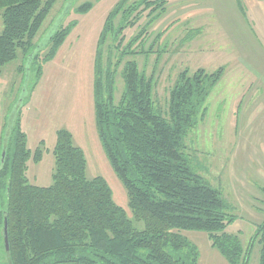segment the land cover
<instances>
[{
	"label": "trees",
	"instance_id": "16d2710c",
	"mask_svg": "<svg viewBox=\"0 0 264 264\" xmlns=\"http://www.w3.org/2000/svg\"><path fill=\"white\" fill-rule=\"evenodd\" d=\"M127 1L121 0L107 17L99 45L109 33L133 27L145 11L151 16L162 11L169 0H138L123 9ZM57 2L0 0L4 25L0 72L19 50L30 63L38 58L35 38ZM91 7L88 2L79 10L87 12ZM121 11L124 24L116 30L114 18ZM69 32V27L60 26L52 30L50 39L58 46ZM139 37L129 41L130 53H135ZM99 62L94 86L97 130L128 191L133 218L115 201L105 177H88L85 152L68 129L57 132L53 182L31 183L29 160L38 162L42 151L32 152L27 133L16 120L5 158H0V238L6 254L7 217V264H198L199 249L183 230L207 232L212 246L230 264H249L258 243L259 264H264V221L245 247L238 234L227 231L237 216L229 213L222 192L193 170L184 151L185 138L205 116L207 99L225 68L210 73L200 68L192 75L183 71L171 90L165 115L155 105L153 78L140 71L136 60L125 63V89L119 101L115 71L104 76Z\"/></svg>",
	"mask_w": 264,
	"mask_h": 264
},
{
	"label": "rangeland",
	"instance_id": "374dc122",
	"mask_svg": "<svg viewBox=\"0 0 264 264\" xmlns=\"http://www.w3.org/2000/svg\"><path fill=\"white\" fill-rule=\"evenodd\" d=\"M120 1L58 0L35 38L38 58L30 63L19 50L18 57L3 67L0 158L17 120L21 130L27 133L32 152L38 148L42 151L38 162L29 160V179L34 184L49 185L53 182L57 132L68 129L85 152L88 177H105L115 201L133 218L128 191L113 169L97 130L94 86L98 59L104 76L109 70L115 71L116 101L125 89V63L136 60L140 71L153 78L155 105L165 115L171 90L183 71L192 75L200 68L210 73L224 67L222 79L207 99L205 116L199 118L185 138L184 151L193 170L222 192L229 213L237 216L227 231L238 234L248 247L257 226L264 221V195L257 198L259 186L264 187V105L246 108L241 102L251 98L256 107L257 98L264 97V91L254 94L249 85L254 81L253 75L232 72L236 51L229 30L213 20L205 0H169L162 11L152 16L148 15L149 10L145 11L133 27L128 26L119 34L109 33L102 46L99 45L107 17ZM137 1H127L123 9ZM88 2L92 4L90 10L80 11ZM244 6L252 31L264 42L263 22L256 21L242 3ZM114 23L116 30L124 24L122 11ZM60 26L69 27L70 32L55 46L50 33ZM3 27L0 9V34ZM138 34L141 37L134 44L135 53H130L129 41ZM244 109L247 114L243 113ZM234 162L239 165L238 171L231 169ZM232 179L242 182V195L236 194ZM140 225L143 227V223ZM182 233L198 247V264H224L207 232L183 230ZM259 261L260 244L256 243L249 264ZM0 264H7L1 238Z\"/></svg>",
	"mask_w": 264,
	"mask_h": 264
},
{
	"label": "crops",
	"instance_id": "0c3cea01",
	"mask_svg": "<svg viewBox=\"0 0 264 264\" xmlns=\"http://www.w3.org/2000/svg\"><path fill=\"white\" fill-rule=\"evenodd\" d=\"M205 2H207L205 7L211 12L213 20L229 30L228 34L236 51V55L233 56L234 60L231 62L232 72L238 71L240 73V71H243L253 75L252 80L254 81L250 82L249 85H252L251 88H253L254 94L257 95L259 90L264 91V42L252 31L246 8L245 6L244 8L242 7V3L243 5L246 4L247 11L253 14V18L256 21L263 22L262 25H264V0H205ZM252 101L249 98L241 103L246 108L253 107L255 109L264 105V97L261 95L257 98L256 107L252 105ZM247 112V109H244L243 113L247 114ZM257 165L262 168L260 163ZM238 168L239 165L234 162L231 169L238 171ZM241 183L232 179L233 188L237 193L234 192L237 195L241 194L240 192L243 188ZM259 194L264 195V187L259 186V191H257V198L261 199L258 196ZM217 251L220 253L219 250ZM220 255L224 264H230L221 253ZM220 257L217 259L219 262L221 260Z\"/></svg>",
	"mask_w": 264,
	"mask_h": 264
},
{
	"label": "water",
	"instance_id": "95a60500",
	"mask_svg": "<svg viewBox=\"0 0 264 264\" xmlns=\"http://www.w3.org/2000/svg\"><path fill=\"white\" fill-rule=\"evenodd\" d=\"M8 135H9V132L7 133V136ZM6 140H7V138H6ZM6 145H7V143L5 142L4 152L2 154V159L3 160H4L5 155H6ZM3 235H4V244H5V248H6V254L10 258L9 222H8V218L7 217L5 218V221H4Z\"/></svg>",
	"mask_w": 264,
	"mask_h": 264
}]
</instances>
